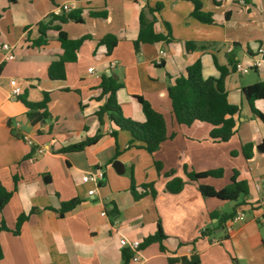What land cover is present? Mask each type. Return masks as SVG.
I'll return each mask as SVG.
<instances>
[{
	"label": "crops",
	"instance_id": "1",
	"mask_svg": "<svg viewBox=\"0 0 264 264\" xmlns=\"http://www.w3.org/2000/svg\"><path fill=\"white\" fill-rule=\"evenodd\" d=\"M200 1L213 13L212 24L193 18L187 0H0V43L11 45L15 56L7 61L0 51V185L14 191L0 211V225L7 228L0 233V264H124L125 257L126 264H170L194 255L200 264H264V190L256 189L264 180V156L256 151L264 140V120L243 91L264 83V55L258 67L245 73L236 68H249L264 47V0ZM158 5L162 9L153 14ZM142 13L155 17V33L164 39L137 52ZM40 24L60 28L72 40L87 37L77 61L67 64L65 80L48 76L63 55L59 31L42 37ZM107 36L118 39L111 54L102 43ZM41 39L45 44L33 46ZM190 43L194 48L188 51ZM161 51L167 55L160 64ZM197 62L204 79L220 78L219 68L228 71L225 90L239 113L227 143L211 138L210 124L183 126L172 115L168 88ZM104 76L120 85L116 96L125 118L146 121L135 97L164 115L169 138L156 153L129 148L131 134L108 116L100 123L96 113L107 101L100 91ZM12 79L23 89L18 98L10 94ZM44 94L49 117L34 123L28 106L42 102ZM254 108L264 115V99L255 100ZM24 134L33 146L22 140ZM98 134L100 139L83 150L64 151ZM247 144L254 146L250 159L242 152ZM116 162L122 174L114 169ZM215 170L222 175L198 181L187 175ZM97 171L103 173L97 185L83 183ZM235 173L248 183L247 196L226 201L201 194L200 185L222 190ZM175 178L184 187L171 194L166 187ZM74 200L75 207L60 216L62 205ZM233 212L245 213V220L228 232L221 220ZM159 226L165 238L148 242ZM122 238L139 241V253L121 247Z\"/></svg>",
	"mask_w": 264,
	"mask_h": 264
},
{
	"label": "trees",
	"instance_id": "2",
	"mask_svg": "<svg viewBox=\"0 0 264 264\" xmlns=\"http://www.w3.org/2000/svg\"><path fill=\"white\" fill-rule=\"evenodd\" d=\"M192 5L191 15L196 20L204 24H212L213 13L200 1V0H187ZM14 3L15 0H9ZM162 9V5H158L152 13H156ZM76 22H81L79 18H74ZM155 17L148 19L145 13L140 16V31L137 40L134 42L136 51L140 50L143 44H154L162 41L164 37L156 34L154 30ZM59 31V42L63 49V55L60 60L50 65L48 69V76L51 80H65L66 79V66L68 63H74L78 59L80 47L87 39L84 37L79 40H72L60 28L51 27L48 24H40V32L42 37L50 31ZM170 37V36H169ZM102 43L107 47L108 54H111L118 44V39L114 36H107L102 40ZM45 44V39H41L33 44V46L40 47ZM194 45L188 44V51L193 50ZM221 72L220 78L204 79L202 75V64L197 62L187 69L185 76L176 80L175 85L168 88V97L172 105V115L179 125L191 126L196 122L207 123L212 126L210 133L211 138L220 143L229 142L235 135L234 116L239 113V108L229 103L227 93L225 90V78L228 71L219 68ZM120 85L110 77L104 76L100 84L101 96H106V103L100 107L96 113L101 124H104V118L109 117L121 130L128 131L131 136V142L128 145L131 147H139L145 149L148 153H156L162 143L168 140L167 126L164 115L155 110L150 103L145 101L142 97H135V99L142 105L143 112L146 116L144 123H138L134 120L125 118L121 107L117 101V91ZM244 94L248 99L253 112L261 119L264 120V115L254 108V101L264 99V83H257L252 86L244 88ZM49 95L44 94L42 102L37 104H30L28 107L32 110L31 118L34 123L43 121L49 117L47 112V105L49 103ZM43 110L41 113L40 111ZM98 134L93 139L87 140L83 143L72 145L64 149L66 152L81 151L85 147L94 144L100 139ZM140 142L141 145L137 146L135 143ZM256 151L259 155L264 156V140L256 146ZM243 155L246 159L252 158L254 155V146L252 144L244 145L242 148ZM156 168L161 171V165L156 163ZM174 170L167 173V176H172ZM188 178L193 181H198L205 177H220L221 170L209 171L204 173H189ZM132 179V189H134V178ZM184 187V181L181 178H175L167 184L166 190L171 194H178ZM147 191V187H142ZM200 192L205 197H214L220 200L237 201L241 196L245 197L249 194V186L246 181L238 179L237 173L231 179L230 185L222 190H216L210 186L200 185ZM14 191H8L5 187L0 185V211L4 209L7 203L12 198ZM136 198H139L136 196ZM78 202L76 200L64 203L62 209L58 212L63 216L67 211L75 207ZM235 213L223 216L222 222H227ZM26 217L23 215L18 219L14 234H19L20 228L25 221ZM6 224L2 222L0 225L1 231L6 230ZM165 238L159 226L158 232L155 236L150 237L148 242L162 241ZM3 258V251L0 243V260ZM125 257L124 264L128 262ZM170 264H200L198 256L190 258L170 259Z\"/></svg>",
	"mask_w": 264,
	"mask_h": 264
},
{
	"label": "built area",
	"instance_id": "3",
	"mask_svg": "<svg viewBox=\"0 0 264 264\" xmlns=\"http://www.w3.org/2000/svg\"><path fill=\"white\" fill-rule=\"evenodd\" d=\"M238 2L240 4H245V1L244 0H238ZM65 12H69L71 10V6L69 5H65L63 6L62 8ZM0 51L6 53V60L7 61H12L15 59V56H14V48L9 45V44H2L0 43ZM166 52L165 51H161L159 56V63L161 64V60L164 59L166 57ZM264 55V47L260 48L259 49V58L249 67V68H246L242 65H237V72L238 73H245L247 72L248 70H251L253 67H258L261 63H262V57ZM89 72L90 73H93V68H90L89 69ZM10 94L12 97L14 98H18L22 95V92H23V89L17 85V82L16 80L12 79L10 80ZM19 127V124L18 126ZM22 140L28 144L29 146H33L34 145V141L33 139L28 136V135H22ZM40 153H43L44 150L43 149H40L39 150ZM103 178V173L101 171H97L95 174H88L86 175L84 178H83V183H94V184H98V182L100 180H102ZM256 189L258 191H261V190H264V180L262 181H259L256 183ZM96 189H93L91 191L88 192V195L92 196L94 195ZM102 216H105V213L102 214ZM245 220V213L243 212H240L236 215H234L231 219H229L226 224H225V227L227 229L228 232H231L232 230V227L233 225L237 224V223H240V222H243ZM120 246L123 247V248H128L130 249L132 252L138 254L139 253V250H140V246H141V243L137 240H128L126 238H122L120 240ZM139 260V256H135L134 257V261H138Z\"/></svg>",
	"mask_w": 264,
	"mask_h": 264
},
{
	"label": "water",
	"instance_id": "4",
	"mask_svg": "<svg viewBox=\"0 0 264 264\" xmlns=\"http://www.w3.org/2000/svg\"><path fill=\"white\" fill-rule=\"evenodd\" d=\"M113 167H114V169L116 170V172H117L118 174H122V173L124 172V171H121V172H120V169H119V168L122 169V165H121L120 162H116V163L113 165Z\"/></svg>",
	"mask_w": 264,
	"mask_h": 264
}]
</instances>
